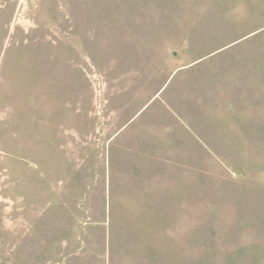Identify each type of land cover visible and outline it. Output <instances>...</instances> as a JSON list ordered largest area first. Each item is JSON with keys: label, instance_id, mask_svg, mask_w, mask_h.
I'll list each match as a JSON object with an SVG mask.
<instances>
[{"label": "rangeland", "instance_id": "374dc122", "mask_svg": "<svg viewBox=\"0 0 264 264\" xmlns=\"http://www.w3.org/2000/svg\"><path fill=\"white\" fill-rule=\"evenodd\" d=\"M0 264H264V0H0Z\"/></svg>", "mask_w": 264, "mask_h": 264}]
</instances>
